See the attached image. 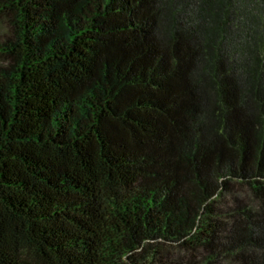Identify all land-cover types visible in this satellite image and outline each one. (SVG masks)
<instances>
[{"label": "trees", "instance_id": "obj_1", "mask_svg": "<svg viewBox=\"0 0 264 264\" xmlns=\"http://www.w3.org/2000/svg\"><path fill=\"white\" fill-rule=\"evenodd\" d=\"M0 19V264H264V0Z\"/></svg>", "mask_w": 264, "mask_h": 264}, {"label": "rangeland", "instance_id": "obj_2", "mask_svg": "<svg viewBox=\"0 0 264 264\" xmlns=\"http://www.w3.org/2000/svg\"><path fill=\"white\" fill-rule=\"evenodd\" d=\"M9 32L10 30L7 24L5 23V21L0 19V44L5 41V39L9 35ZM3 64H4V58L0 55V66H2ZM252 205L255 206V204H252ZM227 264H231V263L229 262Z\"/></svg>", "mask_w": 264, "mask_h": 264}]
</instances>
